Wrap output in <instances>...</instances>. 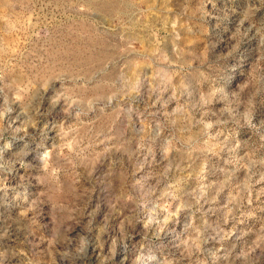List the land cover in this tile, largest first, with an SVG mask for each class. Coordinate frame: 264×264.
Segmentation results:
<instances>
[{
  "label": "rangeland",
  "instance_id": "1",
  "mask_svg": "<svg viewBox=\"0 0 264 264\" xmlns=\"http://www.w3.org/2000/svg\"><path fill=\"white\" fill-rule=\"evenodd\" d=\"M0 264H264V0H0Z\"/></svg>",
  "mask_w": 264,
  "mask_h": 264
}]
</instances>
